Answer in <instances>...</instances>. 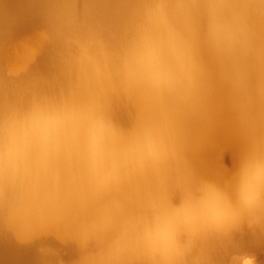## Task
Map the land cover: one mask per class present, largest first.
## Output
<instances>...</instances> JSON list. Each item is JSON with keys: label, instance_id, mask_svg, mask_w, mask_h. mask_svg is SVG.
I'll return each instance as SVG.
<instances>
[{"label": "clouds", "instance_id": "9594fccd", "mask_svg": "<svg viewBox=\"0 0 264 264\" xmlns=\"http://www.w3.org/2000/svg\"><path fill=\"white\" fill-rule=\"evenodd\" d=\"M231 93L241 150L223 182L186 149L208 65ZM77 82L0 104V234L41 264H257L231 252L264 234V0H138L118 47L75 43ZM128 100L130 124L113 118ZM54 238L59 247L43 243Z\"/></svg>", "mask_w": 264, "mask_h": 264}, {"label": "bare ground", "instance_id": "6f19581e", "mask_svg": "<svg viewBox=\"0 0 264 264\" xmlns=\"http://www.w3.org/2000/svg\"><path fill=\"white\" fill-rule=\"evenodd\" d=\"M138 0H0V104L21 102L34 92L60 94L77 82L75 43L96 35L111 47L119 46ZM208 65V89L203 110L187 124V154L197 172L223 183L241 150L234 122L231 93L219 78L215 63ZM113 118L130 124L136 112L126 99H116ZM43 243L59 247L54 238ZM231 252H247L264 264V234L244 230L236 234ZM72 264L71 246L62 249ZM227 264V254L216 256ZM0 264H41L35 245H22L0 234Z\"/></svg>", "mask_w": 264, "mask_h": 264}, {"label": "rangeland", "instance_id": "374dc122", "mask_svg": "<svg viewBox=\"0 0 264 264\" xmlns=\"http://www.w3.org/2000/svg\"><path fill=\"white\" fill-rule=\"evenodd\" d=\"M257 264H259L258 261H257Z\"/></svg>", "mask_w": 264, "mask_h": 264}]
</instances>
